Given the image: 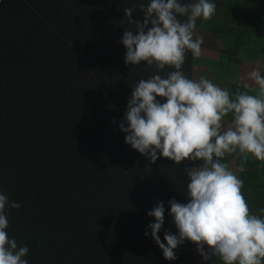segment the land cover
Masks as SVG:
<instances>
[{
    "label": "trees",
    "instance_id": "trees-1",
    "mask_svg": "<svg viewBox=\"0 0 264 264\" xmlns=\"http://www.w3.org/2000/svg\"><path fill=\"white\" fill-rule=\"evenodd\" d=\"M210 2L216 12L197 20L194 38L199 30L201 47L212 44L209 34L227 41L210 64L241 71L230 93L257 88L244 48L264 41V0ZM139 3L149 0H0V193L21 205L7 209L6 231L28 247V264H223L203 260L190 241L167 260L145 236L155 222L147 213L161 201L160 238L178 235L168 201L187 202L184 169L202 161L151 163L120 130L131 84L155 74L146 62L125 63L121 40L135 26L123 11L136 8L132 19L142 20ZM196 64L187 53L185 76L195 78ZM224 162L243 180L251 212L264 216V162L249 157L243 172L237 154Z\"/></svg>",
    "mask_w": 264,
    "mask_h": 264
},
{
    "label": "clouds",
    "instance_id": "clouds-1",
    "mask_svg": "<svg viewBox=\"0 0 264 264\" xmlns=\"http://www.w3.org/2000/svg\"><path fill=\"white\" fill-rule=\"evenodd\" d=\"M138 8L144 13L142 20L132 19L136 8L123 11L128 24L135 26V33L126 29L121 40L127 50L125 63L146 62L155 74L131 84L132 96L119 125L125 142L151 163L160 156L176 165L202 161L184 169L187 202L168 201L178 235L168 230L167 243L161 240L165 223L161 201L147 213L155 222L145 236H151L167 260L177 259L174 250L190 241L205 261L215 257L223 264H264V216L251 212L243 180L224 162L226 155L238 154L240 172L249 156L264 162V75L252 70L247 78L258 87L245 83V91L238 88L234 93L204 76H185L187 53L193 58L202 54L203 37L194 38L197 20H210L216 12L217 5L210 0H149ZM166 66L175 70L162 76ZM229 115L232 119L226 125ZM20 207L0 193V264H28L24 259L28 247H18L6 231L7 209Z\"/></svg>",
    "mask_w": 264,
    "mask_h": 264
},
{
    "label": "crops",
    "instance_id": "crops-1",
    "mask_svg": "<svg viewBox=\"0 0 264 264\" xmlns=\"http://www.w3.org/2000/svg\"><path fill=\"white\" fill-rule=\"evenodd\" d=\"M209 34V33H208ZM209 38H211V35H208ZM264 38V35L262 36ZM214 39V40H213ZM210 42L212 44H210L209 46H203L202 47V51H203V55L207 56L210 58V61H214V59H218L219 58V54H218V50L223 49L226 46V40H224L223 38H213ZM216 40H220L222 41V43L220 42V44L215 43ZM254 48H257L256 50H254ZM244 51L249 54V60L245 61L247 63H249L250 65L253 66L254 70H259L261 72V75H264V41L260 42V44H253V47H245ZM206 53V54H204ZM204 67L201 65H195V70H200L203 73H205L204 77L210 79L213 81V83L219 85L220 87L230 91V84H232L233 82H237L240 78H241V71L238 72V69L232 65H223L220 67V69H216V68H212L213 70H215L216 72L221 71L222 69H226L227 73L226 74H218V73H213V71H211L210 69H203ZM206 71V72H205ZM207 72H211L207 73ZM218 74V75H216ZM194 77H195V73H194ZM258 87V86H257ZM256 94V93H255ZM227 123H229L228 118H225V124L227 125ZM238 155V154H237ZM250 158H253L252 156H249Z\"/></svg>",
    "mask_w": 264,
    "mask_h": 264
},
{
    "label": "rangeland",
    "instance_id": "rangeland-1",
    "mask_svg": "<svg viewBox=\"0 0 264 264\" xmlns=\"http://www.w3.org/2000/svg\"><path fill=\"white\" fill-rule=\"evenodd\" d=\"M197 32V35L198 36H201V35H203V34H205L204 32H202V31H196ZM212 36V35H211ZM214 37H212V39H213ZM211 38H210V41L212 40ZM214 40V39H213ZM220 42L222 43V41H220V40H216L215 41V43H218V44H220ZM204 54H206V53H204ZM197 60H198V64H196L197 66L198 65H201V66H203L204 68L203 69H207V70H211V71H213V73H218L219 75L220 74H226L227 73V70L226 69H222L221 71H219V72H216L215 70H213L212 68L214 67V66H211L212 64H210V58L209 57H207V56H205V55H202V57H197ZM206 72V71H205ZM207 73H210L211 74V72H207ZM218 74H216V75H218ZM205 75V73H203L202 71H200V70H195V78H199L200 76H204ZM218 75V76H219ZM196 167H198V166H196Z\"/></svg>",
    "mask_w": 264,
    "mask_h": 264
}]
</instances>
